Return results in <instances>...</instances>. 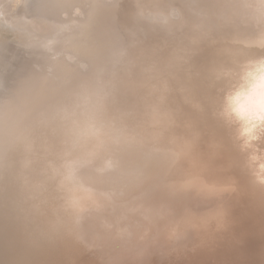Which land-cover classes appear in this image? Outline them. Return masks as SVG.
<instances>
[{"label":"clouds","instance_id":"clouds-1","mask_svg":"<svg viewBox=\"0 0 264 264\" xmlns=\"http://www.w3.org/2000/svg\"><path fill=\"white\" fill-rule=\"evenodd\" d=\"M116 34L43 102L0 100V192L23 256L60 247L145 264L223 227L229 145L264 185V0H137Z\"/></svg>","mask_w":264,"mask_h":264},{"label":"rangeland","instance_id":"rangeland-1","mask_svg":"<svg viewBox=\"0 0 264 264\" xmlns=\"http://www.w3.org/2000/svg\"><path fill=\"white\" fill-rule=\"evenodd\" d=\"M0 1L2 2L0 26L2 25V27L6 29L10 28V32L7 31V33H11V31L12 33H14L13 31L20 32V36H18L17 39H13L4 31L6 30L5 28L0 29V100H2L10 90L14 89L19 81L24 79L32 81L31 85L35 87V93L37 90V93L42 95H45L46 91L51 92L52 89L57 87L61 89L62 86L65 87L77 79L85 71L82 65L89 63L84 62V57L80 58L82 50L78 53V49L76 47L74 48L72 45L73 42L81 43L82 45L86 44L91 48H95L97 51L99 50V47L95 44L97 39L94 43L92 41L94 39L77 38V30L75 27L70 26L71 23L75 24L76 22V20L72 19L76 15L75 12L72 14L70 12L73 10L72 7L69 10L64 8V12L66 11L69 17L62 19L61 15L56 16L58 12H55L54 8H52L54 5L52 0H28V4H26V8H24L26 12L24 13L22 11V6L20 7L22 0ZM115 9L110 12L112 16L117 14V9ZM52 12L56 14H52ZM41 16L51 19L53 22L55 19L62 20V22L56 30H51L52 25L48 30H41L34 27L35 22L39 18H42ZM122 16L124 20L120 22L121 27L133 28V22H125L126 17L129 16L128 11L123 12ZM71 19L74 22H72ZM136 25H139V23H136ZM119 28L120 25H116L115 29ZM20 38H22V40H20ZM28 38H30L32 42H26V44H32L31 46L19 45L22 44L24 40H28ZM132 38L133 39H130L129 42L138 39V34L133 35ZM18 40H20V42H18ZM24 48H26V50ZM86 59L88 58L86 57ZM50 96L48 95L45 99ZM228 153L232 156L230 148ZM227 163L231 166V172L236 177L237 190L226 198L225 205H235L241 210L253 212L252 216L260 219L261 215H264V210L260 212L258 208L251 207L247 196H250L252 202H263L264 199L261 197L264 196V191L258 190V192H261L259 195L255 190L251 191L248 189L246 186L249 185L248 183L251 184L252 177L251 180H248L242 174L243 178L238 179L240 173L239 164H235L233 160L229 161V159ZM246 175L247 177L250 176L247 171L245 172V176ZM252 193L254 196L251 195ZM255 204L257 207L262 205L260 202ZM257 219L252 225H248V229L244 227L242 235L233 234L232 230H229L225 232L222 238L218 239L213 244V238L208 237L204 245L202 243L199 249L198 246L194 248L189 247L191 253H188L186 249L184 252H181L183 253L181 255L175 253L177 245L167 247L162 252H156L151 255L145 261V264H166L171 254V258L176 256V260H182V262L178 261L176 264H264V254H260V252L264 253V231H261L259 228L261 225L258 226ZM234 237L242 242L241 249H230L229 244L231 243L232 247V242H234L235 239ZM170 248L173 249L174 252L170 250ZM91 258L94 257L88 258L87 256L85 261L88 262V259ZM92 260L93 259L90 261ZM85 264H92V262Z\"/></svg>","mask_w":264,"mask_h":264},{"label":"bare ground","instance_id":"bare-ground-1","mask_svg":"<svg viewBox=\"0 0 264 264\" xmlns=\"http://www.w3.org/2000/svg\"><path fill=\"white\" fill-rule=\"evenodd\" d=\"M136 2L137 0H52V3L54 4L52 8H54L55 12L56 11L58 12V14L53 12L52 14H56V16L61 15L62 19L68 18L69 14H67L66 11L64 12V8L69 10L72 7L73 10H71L70 12L71 14L75 12L76 15L72 19L76 20V22L75 24H72L71 21L72 22L74 21L71 19L70 21L71 25L70 24L69 25L71 27H75V29L77 30L76 31L77 38L81 37L82 39H90V40L94 39L92 40L94 43L95 40L97 39V42L95 44L100 49L104 45H106L109 42V40H111L116 34L124 35L128 41L130 39H133L132 38L133 35L131 33L136 32L137 29L141 26V22L136 17ZM26 4H28V0H22L21 5L19 4L20 7L22 6L23 13L26 12V10H24V8H26ZM1 5L2 2L0 1V11H2ZM114 9L117 11V14L112 16L110 12H112ZM125 11H128L129 13V16L126 17L125 22L126 23L133 22V28L121 27L120 22L121 20H124L122 13ZM41 17L42 18H39L35 22V26H34L41 30H48L51 25H52L51 30L52 29L56 30L59 28L62 22V20L59 19L58 20L55 19V21L53 22L51 19H48L43 16ZM136 23H139V25H136ZM116 25H120V28L115 29ZM4 28L2 27V25L0 26V29H4ZM9 29L10 28L4 31H6L7 33ZM9 32L7 34L13 39L14 38L17 39V37L20 36L19 34L20 32L18 31H13L14 33H12V31L11 33ZM20 40H22V38H20ZM20 40H18V42H20ZM26 42H32V41L30 40V38H28V40H24V42H22V44L19 45L28 46L29 44H26ZM73 43L72 45L74 46V48L76 47L78 49V53L80 50H82V53L80 54L81 55L80 58L84 57L83 58L84 62L90 64L94 60L97 50L95 48H91L86 44L82 45L81 43H76V42ZM31 45L32 44H30L29 46ZM24 49L26 50V48ZM86 57L90 59L88 60L86 59ZM29 82L30 84H32V81ZM31 86L34 90V98L36 102H43L48 95L49 96L53 95L57 91L62 90L64 88V86H62L61 89L57 87L52 89L51 92L46 91V94L42 95V94H38L37 90L35 93V87H33V85ZM229 148L231 149L232 156L228 153L229 157L227 159H229V161L233 160V163L239 164L240 166L239 168L240 173L238 179L243 178L242 176L243 174L246 179L251 180V176L249 177H247V175L245 176V172L247 170L244 168L243 157L241 156V154L238 153L235 149L231 148L230 145ZM248 184L249 185L246 187L251 191L255 190V192L258 194L261 193L258 192V190L264 191V185H259L255 183L253 181V178L251 184L250 183ZM253 193L251 194L252 196H254ZM261 198L264 199V196ZM11 241H12V230L5 218L3 193L0 192V264H83L84 262L85 263L92 262V264H103L100 256L97 253L94 254L90 252H84L78 249L65 248V247H60L55 250L47 251L33 256H23L20 253L19 246L14 245ZM260 254H264V253L260 252ZM87 256L88 258L90 257H94V258H91L93 259L92 261H90L91 259H88L89 261L87 262L85 261V259H87ZM173 259H176V256H174ZM178 261L182 262L181 259L180 260L177 259L175 262Z\"/></svg>","mask_w":264,"mask_h":264},{"label":"water","instance_id":"water-1","mask_svg":"<svg viewBox=\"0 0 264 264\" xmlns=\"http://www.w3.org/2000/svg\"><path fill=\"white\" fill-rule=\"evenodd\" d=\"M229 157V156H228ZM228 159L226 160V164ZM248 200L250 201V206L251 207H256V209L258 208L260 212H263L264 210V201L260 202L262 205L257 207V205L255 203H259V202H251L250 196H247ZM246 200V199H244ZM260 205V204H259ZM226 210H227V215H226V220L224 222L223 227L217 229V230H213L209 233L200 235V236H194L191 237L190 239H188L185 242H182L181 244H178L175 249V253H179V255L183 254L181 252H184L186 249V251L188 253H191V250L189 247H196L198 246V249L200 248V245H204V242L207 240L208 237H212V244L217 241L218 239L222 238L225 234V232L232 230L233 234H237V235H242L243 233V229L244 227L246 229H248V225H252L257 218H254V216H252L253 212H249L247 210H241L239 209L237 206L235 205H225ZM263 216V217H262ZM264 219V215H261V218L257 219L258 221V226L261 229V231H264V224H263V220ZM224 231V232H223ZM227 238V237H226ZM235 238V237H234ZM227 245V243H226ZM230 249H241L242 248V242L238 241V238L234 239V242H232V247H231V243L229 244ZM170 250L173 251V249L170 248ZM174 252V251H173ZM209 253V252H208ZM172 255V254H171ZM170 258L166 261V264H176V259ZM205 257V256H204ZM187 259H188V255H187ZM184 260V259H183ZM185 261V260H184Z\"/></svg>","mask_w":264,"mask_h":264}]
</instances>
